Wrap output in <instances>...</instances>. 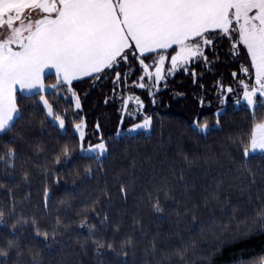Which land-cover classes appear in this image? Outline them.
Masks as SVG:
<instances>
[{"label": "snow or ice", "instance_id": "1", "mask_svg": "<svg viewBox=\"0 0 264 264\" xmlns=\"http://www.w3.org/2000/svg\"><path fill=\"white\" fill-rule=\"evenodd\" d=\"M222 56L231 70L227 80L221 73L212 82L211 94L219 106L210 114L196 112L187 127L192 138L204 141L222 132L228 98L235 94L234 104L244 102L251 109L247 123L228 132L237 154L206 152L190 157L188 150L178 147L179 159L169 161L160 172L154 166L146 179L134 171L136 157L130 158L127 174L117 168L110 179L105 164L110 148L121 139L139 137L141 130L150 135L154 117L137 91L155 105L159 92L182 72L200 90L194 94L198 106L210 107L203 75L215 72ZM53 75L54 80L46 83ZM84 81L88 85L80 91L76 85ZM102 82L110 84L104 103L116 104L119 117L107 135L99 119L89 123L83 109V97ZM49 94L66 106L59 108ZM209 115L214 118L211 123ZM126 119L133 122L125 126ZM37 124L41 136L56 130L54 143L31 135ZM25 148L36 155L48 152L35 201L25 163L32 154L24 153ZM257 149L264 152V0H0V193L6 197H0V264H21L22 245L31 254V264H45L41 253H50L57 243L63 246V238L72 234L79 245L77 254L87 256L90 250L94 264H141L139 257L148 256L152 260L144 259L143 264H169L173 255L181 258L176 264H187L185 234L205 227L204 212L211 213L208 221L216 219L217 211L235 213L238 201L226 193L227 187L240 194L247 190L248 202L255 200L257 206L245 215L244 227L226 233L205 258L211 264L222 246L264 234V180L257 184L258 173L247 159ZM77 158L86 161L82 172L76 167ZM200 159L210 163L203 169L208 179L197 196V185L186 178V170ZM224 160L230 162L231 178L223 172L220 178L212 175L214 166H222ZM66 168L74 177L95 184L79 201L80 185L66 189L57 202L65 207L53 215L52 189L65 180ZM21 183L28 189L23 197L14 192ZM130 197L137 214L122 217ZM29 205L42 211L24 212ZM145 205L153 220L164 221L167 216L174 227L149 228L140 214ZM69 210L74 217L61 214ZM230 218L240 219L234 214ZM125 220L131 223L122 229ZM73 223L76 227L67 231ZM233 259L264 264V245Z\"/></svg>", "mask_w": 264, "mask_h": 264}, {"label": "trees", "instance_id": "2", "mask_svg": "<svg viewBox=\"0 0 264 264\" xmlns=\"http://www.w3.org/2000/svg\"><path fill=\"white\" fill-rule=\"evenodd\" d=\"M230 70V64L225 63L222 56L221 61L215 65V72L205 71L203 75V82L205 84L204 96L206 101H212L210 107L206 105L204 108H200L198 106L194 99V94L198 95L200 90L197 85H194L191 82L190 76L185 75L182 72H178L174 79L168 81L169 86L159 92V95L156 97L157 103L155 105H152L148 101L146 95H144L142 91H137V94L144 96L146 100L145 110L154 117L150 129V135L148 132L141 130L143 134L139 137L121 139L115 147L110 148L109 158L105 162L106 170L110 179L112 172L117 168H124L126 170L124 174H127L128 163L131 157H136L139 161L135 166L134 171L142 179H146L152 174L154 166L156 170L160 172L169 161L179 159V157H176L175 155V150L178 147L188 150L190 157L203 155L206 152H231L232 154H237L238 150L235 147H232L231 142L228 140V132L230 129L245 125L248 121L247 114L251 109H248L244 103H240L239 105L234 104V101L231 99L234 94L230 96L227 101L226 113L222 117V132L210 134L207 140L204 141L199 138H192L187 127V122L196 112L210 114L219 106L216 97L211 94V85L216 79V76L221 73L223 74L224 79L227 80L229 78ZM53 80L54 75L53 77L47 78L45 82L51 83ZM198 83L199 81L197 84ZM87 85L88 82L84 81L81 84L76 85V87L80 91H83ZM109 88V83L102 82L101 85L91 88L87 95L83 97V109L89 123L91 124L99 119L102 130L106 135L115 129L119 119L116 111L117 105L114 103H104V94ZM178 92H183L184 95L181 96ZM49 99L57 103L59 108L66 106L63 100L57 101L51 94H49ZM21 102L28 103L26 99H22ZM256 110L258 113L260 112L259 107H257ZM207 118L210 123L214 119L211 115ZM132 122V120L126 119L124 125L127 126ZM31 135L39 137L45 143H48L50 140L54 143L56 139V130L54 128L48 129L44 132V135L41 136L40 125L37 124L36 127L31 130ZM222 145H228V148L222 149ZM23 152L32 154V158L25 163L30 169L29 179L32 184L33 201H35L39 198L35 189L41 181V168L44 165L45 158L48 156V152H44L43 155H36L31 148H25L23 149ZM247 159L249 160L250 167L255 169L258 173L256 179L257 184L259 185L260 182L264 180V176L259 175L260 172H264V152L260 151L251 153ZM85 162L86 161L80 158L76 159V167L81 172L83 171L82 164ZM20 163L21 161H18V165ZM208 163L210 162L200 159L191 165L190 170H186V178L190 179L197 185V188L194 190L197 196L201 195V189L199 186L204 184L208 179L203 170ZM229 163V161L224 160L222 166L219 164L215 165L212 175L220 178L219 174L223 172L225 173L226 178H231L234 173L227 172ZM20 175L21 174L18 172L17 180L20 179ZM62 175L65 177V180H62L59 188L54 187L52 189L54 195L50 204V210L53 211V215H55L57 210L64 209L65 205L57 202L66 189H70L74 185H80V188L76 193V201H79L89 194L91 187L95 184L94 180H84L82 176L74 177L71 168H66ZM15 183L16 182L13 181V184ZM27 190L28 189L25 188L22 183L14 187V192L20 197H23L24 192ZM226 193L230 194L234 200L238 201L235 213H232V209H229V214L225 215H220L217 211L216 219L214 221L207 220V217L211 215V213L204 212L201 215V219L205 220V227L203 229H195L191 235L185 234L189 241V247L183 259H186L187 264H207L205 258L208 257L209 253L213 252V249L217 248L218 242L225 239L226 233H230L236 228L242 229L245 223L248 222L244 219L245 215L251 214L253 208L257 206L255 200H253L252 203L248 202L247 190L243 194H240L238 191L233 190L232 187H227ZM253 196H255V193H253ZM0 197L6 198L3 197L2 193H0ZM76 201L72 202L73 207H75ZM0 202H2V199H0ZM22 210L26 213L42 211V209H38L32 205H29ZM61 214L66 215L68 218L75 216V212L71 210L67 211L66 214ZM130 214H137L131 197L128 201L127 212L122 211L120 215L124 217ZM140 214L144 216L145 223L149 228H155L157 224H159L164 230L174 227V225H170L167 216L164 221L153 220L147 205L143 207V211ZM231 214L239 216L240 219L236 220L230 218ZM44 219L48 220L49 218L45 217ZM130 223V220H125L124 224L121 225V228H125L126 225ZM75 227L76 225L73 223L67 231L71 232ZM109 231H111V229H109ZM24 235L26 237L29 236L28 233H25ZM172 238H174V236ZM63 242V246L59 243L53 245L50 253L47 251L41 253L45 264H82V262L83 264H94L90 250H88L89 255L87 256L77 254L79 245L76 242L74 234L64 237ZM261 245H264V234L260 233L253 234L250 238H241L235 243L230 242L229 244L222 246L220 254L214 255L211 264H226V262H228V264H244L243 260H234L233 257L239 255L246 256L248 252L258 249ZM141 246L142 241L141 244L137 245L138 251ZM22 247L24 250L18 259L21 261V264H31L32 257L28 248L23 245ZM33 251H35V249H33ZM107 259L111 261L113 259L112 254H109ZM139 259L141 260V264H143L144 259L151 261L152 257H139ZM178 259L181 258L173 255L169 264H176Z\"/></svg>", "mask_w": 264, "mask_h": 264}, {"label": "rangeland", "instance_id": "3", "mask_svg": "<svg viewBox=\"0 0 264 264\" xmlns=\"http://www.w3.org/2000/svg\"><path fill=\"white\" fill-rule=\"evenodd\" d=\"M231 99L234 101L235 99V94L231 97ZM241 103H244V102H241ZM245 104V103H244ZM261 150L257 149V150H254L252 151L251 153H254V152H260Z\"/></svg>", "mask_w": 264, "mask_h": 264}]
</instances>
